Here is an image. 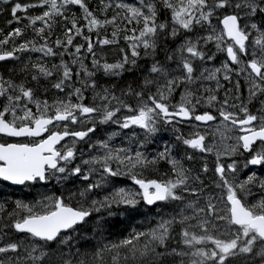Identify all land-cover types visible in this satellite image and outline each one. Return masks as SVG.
<instances>
[{"label": "snow or ice", "instance_id": "6c2138e0", "mask_svg": "<svg viewBox=\"0 0 264 264\" xmlns=\"http://www.w3.org/2000/svg\"><path fill=\"white\" fill-rule=\"evenodd\" d=\"M10 13L27 23L0 29V61L16 62L0 72V134L30 142H0V181L59 194L0 196V264H264V0ZM108 45L111 62L96 51ZM193 122L216 125L211 143ZM135 215L118 234L114 218Z\"/></svg>", "mask_w": 264, "mask_h": 264}, {"label": "trees", "instance_id": "16d2710c", "mask_svg": "<svg viewBox=\"0 0 264 264\" xmlns=\"http://www.w3.org/2000/svg\"><path fill=\"white\" fill-rule=\"evenodd\" d=\"M14 2H16V0H7V2H5V0H0V29L3 30V34H6L13 27L23 26V24L27 23L26 20H22L20 22V24L13 23V24L9 25V24L6 23L7 20L11 19L10 8H11L12 3H14ZM20 2H22V3H31L32 0H20ZM89 2H90V4H95L96 0H89ZM73 10L77 11V13H78V8L73 9ZM39 11H41V9H39V8L29 9L27 14L28 15L38 14ZM111 14H112L111 12L108 13V15H111ZM17 15L23 16L24 13L18 12ZM59 33H60V27H59V25H57L52 39H55V36L58 35ZM109 34H110V29H109ZM101 35H104V33L101 32ZM31 36H32V33L29 30L28 32L24 33L22 35V37L17 38L16 42L19 43L20 39H28ZM0 38H2V36H0ZM76 42H80L79 39H76ZM123 45H124V42L121 40L119 46L122 47ZM10 46L11 45H8V47H10ZM96 51L97 52H102L103 54H105L106 58L110 62H111V60H113L117 56V46H115V45L103 46L102 48L101 47H97ZM38 55H40V54L33 53L32 54L33 59H35L36 56H38ZM65 58H67V57H65ZM220 59H223V57L222 56H218L217 62H219ZM15 63L16 62L14 60L10 59V58L5 60V61H2L0 63V72H6V69H8L10 67H13V65ZM109 82H111V81H109ZM128 82H132L134 84L135 83V77L133 75L124 74V76H123L122 80L120 81V83L123 84V83H128ZM227 86H228L227 83H225V87H227ZM22 200H25V199H22ZM26 200H28V199H26ZM116 221H117V224L121 223L118 220H116ZM120 225L124 226V224H120ZM123 226L119 227V229L123 228ZM119 229H116V230H119Z\"/></svg>", "mask_w": 264, "mask_h": 264}, {"label": "rangeland", "instance_id": "374dc122", "mask_svg": "<svg viewBox=\"0 0 264 264\" xmlns=\"http://www.w3.org/2000/svg\"><path fill=\"white\" fill-rule=\"evenodd\" d=\"M53 63L55 62V60L52 61ZM195 124L198 125V127L196 128V130L200 131L202 134H205V137L207 138V143H211L212 140H213V134L214 132H216V125L214 123H211V124H201L199 122H193ZM179 127H181V131L187 133L188 131H192V126L190 124H184V125H178ZM108 130H111V129H108ZM170 131L169 132H166V133H163L164 135V138L167 139L169 138V135H170ZM239 133L237 132H234L232 133L233 136L237 135ZM216 140L217 142H219V134L217 133L216 134ZM233 141L232 140H229L228 143H232ZM207 159L209 161V163L211 164L213 159H214V153L213 154H209L207 156ZM256 169H259L258 166H255ZM161 171H164V166L162 165L161 166ZM0 196H4V195H8V196H11V198L13 200L19 198V199H28L26 201H31V200H34L37 198V192H44L45 195L47 194H51V192H46L42 187H38L36 186L35 188H31V187H21V188H18L17 186H13L11 184L7 185V184H4V183H1L0 182ZM143 219H140V220H129V221H123L122 219H120L121 222H138V225L142 222ZM136 224V223H135ZM126 225V226H125ZM124 225V231L123 234H127L128 230L132 228V226L130 224H125ZM122 225H119V224H116V229L117 227H121ZM129 226V227H128ZM136 227V226H135ZM127 231V232H126ZM116 232L119 234V230H116ZM115 239H118L119 238V235H117L116 237H114Z\"/></svg>", "mask_w": 264, "mask_h": 264}, {"label": "flooded vegetation", "instance_id": "af4514ba", "mask_svg": "<svg viewBox=\"0 0 264 264\" xmlns=\"http://www.w3.org/2000/svg\"><path fill=\"white\" fill-rule=\"evenodd\" d=\"M212 122H210V123H208V124H211ZM61 128H62V125L60 126ZM80 125H75V126H73V125H71V124H69V130L70 131H75V130H79L80 129ZM53 130H60V129H53ZM95 138V137H94ZM5 140H7L8 142H30V140H28V139H20V138H6V137H4L3 136V134H0V142H4ZM65 141H67L68 140V138H65L64 139ZM205 143H207V138L205 137ZM78 146H80V147H86V145H78ZM259 167V166H258ZM1 183H4V184H7V185H9L10 183H8V182H3V181H0ZM29 183H35V182H29ZM122 184H130L131 182L130 181H128V180H122V182H121ZM12 185V184H11ZM13 186H15V185H13ZM36 186H38V187H42L45 191H46V189H51V193H55V194H59V189H58V186L57 185H55L54 183L53 184H50V185H43V186H41V185H39V184H37ZM18 188H21V187H26V186H21V185H19V186H17ZM46 192H48V191H46ZM121 208H123L124 206H120ZM115 208H116V206L114 205L113 206V210H115ZM140 211H145V209L143 208V204H141L140 205V209H139ZM153 211H155L154 209H153ZM142 216H140V215H135L134 217H132V219H134V220H140V219H143V217L141 218ZM115 220H118V221H120V219H122L123 221H124V218L122 217V216H116L115 218H114ZM131 219V220H132ZM121 222V221H120ZM124 225L125 224H130V225H133L132 226V228L133 227H135V226H138V222H135V223H133V222H122ZM121 224V223H120ZM126 235V234H125Z\"/></svg>", "mask_w": 264, "mask_h": 264}, {"label": "bare ground", "instance_id": "6f19581e", "mask_svg": "<svg viewBox=\"0 0 264 264\" xmlns=\"http://www.w3.org/2000/svg\"><path fill=\"white\" fill-rule=\"evenodd\" d=\"M142 218V217H141ZM134 220V219H133ZM125 221V220H124ZM121 224H123L122 222H121ZM120 225V224H119ZM128 225V224H127ZM123 226V225H122ZM126 226V225H125ZM132 226V225H131ZM129 227V226H128ZM123 228H124V226H123ZM117 229H119L118 227H117ZM120 230V229H119ZM125 232V231H124ZM127 232V231H126Z\"/></svg>", "mask_w": 264, "mask_h": 264}, {"label": "water", "instance_id": "95a60500", "mask_svg": "<svg viewBox=\"0 0 264 264\" xmlns=\"http://www.w3.org/2000/svg\"><path fill=\"white\" fill-rule=\"evenodd\" d=\"M1 62V61H0ZM202 123V122H201ZM207 123H210V122H207ZM43 135V134H42ZM65 139V138H64ZM10 183V182H9ZM15 186H19V185H15Z\"/></svg>", "mask_w": 264, "mask_h": 264}]
</instances>
